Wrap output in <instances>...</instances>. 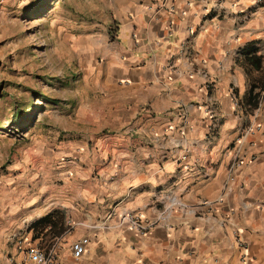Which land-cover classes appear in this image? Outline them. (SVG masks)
Segmentation results:
<instances>
[{"label": "crops", "instance_id": "crops-1", "mask_svg": "<svg viewBox=\"0 0 264 264\" xmlns=\"http://www.w3.org/2000/svg\"><path fill=\"white\" fill-rule=\"evenodd\" d=\"M100 28L86 45L103 61L84 121L108 133L84 152L98 172L76 184L88 199L5 211L0 264L88 234L82 264H243L241 242L264 264V131L242 138L264 120V0H106ZM52 212L46 235L34 224Z\"/></svg>", "mask_w": 264, "mask_h": 264}, {"label": "rangeland", "instance_id": "rangeland-1", "mask_svg": "<svg viewBox=\"0 0 264 264\" xmlns=\"http://www.w3.org/2000/svg\"><path fill=\"white\" fill-rule=\"evenodd\" d=\"M105 12L106 0H0V217L41 213L61 197L74 206L88 199L76 184L98 172L84 152L108 127L84 121L103 61L86 45L101 33ZM65 243L57 252L71 263Z\"/></svg>", "mask_w": 264, "mask_h": 264}, {"label": "built area", "instance_id": "built-area-1", "mask_svg": "<svg viewBox=\"0 0 264 264\" xmlns=\"http://www.w3.org/2000/svg\"><path fill=\"white\" fill-rule=\"evenodd\" d=\"M212 89V82L206 83V90L210 92ZM205 107V113L210 119L209 133L212 136H216V132L220 126V113L218 111L215 100L208 95L206 101L203 103ZM256 131H264V120L255 125H251L248 130L242 135L246 137L253 134ZM242 164V161L236 162V165L239 166ZM142 224H137L140 227ZM91 244V238L89 236H81L80 238L74 240L70 247L71 253V263H69L66 257L61 256L58 252L51 250L46 251L43 248L35 245H27L24 249V256L20 260H11V264H82V259L87 253L89 246ZM241 247L244 250L242 256L243 264H253L249 253L247 252V245L244 242H241Z\"/></svg>", "mask_w": 264, "mask_h": 264}, {"label": "trees", "instance_id": "trees-1", "mask_svg": "<svg viewBox=\"0 0 264 264\" xmlns=\"http://www.w3.org/2000/svg\"><path fill=\"white\" fill-rule=\"evenodd\" d=\"M259 58L262 59V56H258ZM250 63H252L254 65L255 68H259L260 67V63H258L257 61H251L250 60ZM65 216V215H64ZM58 218H56V216L54 215V212L46 215L45 217H43L42 219H40L39 221H37L34 225H37L38 227H43L44 225L46 224H49L50 225V231H53V228L55 227L56 225V220Z\"/></svg>", "mask_w": 264, "mask_h": 264}]
</instances>
